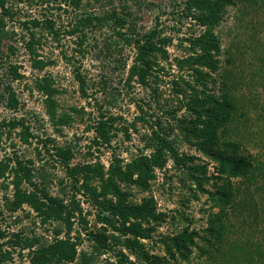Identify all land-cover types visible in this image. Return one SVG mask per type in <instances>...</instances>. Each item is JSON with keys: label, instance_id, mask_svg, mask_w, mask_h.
<instances>
[{"label": "rangeland", "instance_id": "obj_1", "mask_svg": "<svg viewBox=\"0 0 264 264\" xmlns=\"http://www.w3.org/2000/svg\"><path fill=\"white\" fill-rule=\"evenodd\" d=\"M57 1L60 6L66 7L64 0ZM183 1L81 0L79 7H66L68 13L50 11L56 17L59 16L57 23L65 25L76 14H99L116 9L118 13L129 15L127 24L137 32L143 33L158 27L162 36L170 39L165 45L167 60H158L162 69L154 71L148 79L149 85L143 86L135 76L127 82L133 64V50L121 42L111 43L108 26L103 27L101 32L89 35L93 49L82 59L81 67L86 79L87 95L84 97L79 93L78 83L67 66L66 57H59L56 49L51 55L55 62L49 67L41 72L30 68L20 41L19 35L22 33L19 34L18 24L29 17H39L41 6L36 5L38 2L29 6L27 0H5V6L11 8L15 15L12 21L8 20L2 16L0 8V18L4 24L0 27V157L7 154L13 162L18 159L32 162L33 178L38 186L44 185L50 195L69 200L64 196L66 187L72 193L73 189L69 187L71 181L67 178L66 169L59 164L58 157L49 155H54L55 148H70V166L94 163L106 173L114 159H118L122 167L134 158L149 157L156 147L153 132L160 131L166 134L165 138L175 149L180 162L175 163L170 154L164 151L165 164L162 168L153 169L149 187L145 191L129 187L132 203L139 204L143 198L151 197L155 212L163 214L165 218L155 226L148 239H141L144 251L163 257V264H256L244 261L242 254L241 257H233V260L228 259V256L233 246L244 247L243 253L250 251L248 255L254 254L258 246L260 251H264V0H235L237 5L227 9L214 31L220 42L217 57L219 69L217 73L211 74L203 87L216 96H226L234 108L222 130L223 135L219 130V136H222L220 142L237 143V154L252 164L249 174L251 179L231 181L237 190L234 202L241 203L244 192L249 193L256 204V218L236 205L224 227L225 241L216 243L219 246L218 253L215 251L217 245H208L195 238L196 247H192L188 259L172 261L166 259L160 242L184 229L195 231L198 236H206L204 229L207 227L208 214L216 212L215 208L210 207L207 195L200 193L189 177L194 167H198V171L205 167V175L211 176L214 162L185 142L177 127L179 119L188 117V110L185 105L187 99L177 100L171 87L172 80L179 74L174 67V60L186 53L188 43L183 39L200 32L196 25L181 15L180 3ZM12 29L15 34L11 33ZM3 32L6 37L2 36ZM107 44H110L109 48ZM9 46L15 51L10 52ZM10 65L16 67L21 78L12 80L8 73ZM37 76H47L53 81L57 89L54 116L56 120L66 116L67 123L50 120L44 95L35 90L30 91ZM183 77L189 81L193 79V88L201 90L202 86L194 82L195 78L190 77L189 73ZM10 93L14 94L17 102L14 109L8 108ZM105 113L118 117L110 134L112 136L108 141L94 140L96 132L93 126ZM11 122H22L34 138L29 137L27 142H23L21 135L24 129L19 124L11 128ZM130 124H134V127ZM124 127H128L126 132ZM42 142H45V147ZM212 184L213 180L209 179L204 187L213 190ZM76 185L82 186V180ZM10 199L8 196L0 197V242H5L4 247L11 249V254H7L8 258L3 263L26 264L29 257L30 264H33L34 254L26 256L28 251L20 252V246L25 243L33 251L38 250L51 244L58 234L64 237L66 228L60 223L44 221L26 204L13 208V200ZM75 199L79 202L85 221L77 216L68 232V237L76 244V256L72 261L57 264H144L123 246L114 230L106 231L112 234L107 240L108 247L98 249L86 236L89 231L102 232L101 224L95 220L96 208L82 193L76 194ZM113 238L118 241L115 242ZM198 247L209 252L200 254ZM122 255L126 259L120 263Z\"/></svg>", "mask_w": 264, "mask_h": 264}, {"label": "trees", "instance_id": "obj_2", "mask_svg": "<svg viewBox=\"0 0 264 264\" xmlns=\"http://www.w3.org/2000/svg\"><path fill=\"white\" fill-rule=\"evenodd\" d=\"M31 6L33 2L41 6L39 17H29L27 20L19 22V37L22 42L25 54L28 57L30 68L34 71L41 72L55 62L52 57V51L57 50L59 57H66L67 66L70 67L71 73L79 86V93L86 96L85 91L86 79L81 73L82 59L92 50L93 45L89 42V35L98 31L101 32L103 27L108 26L111 31L109 35L111 43H123L125 47L133 50V64L130 66L128 80L134 76L137 81L147 86L148 79L155 72H159L162 67L159 66L158 60H167L166 46L170 39L162 36V31L158 27L139 33L127 24L128 14L118 13L116 9H111L103 13H82L76 14L70 22L64 24L57 23V18L52 10L59 13H68L66 7H79L81 0H64L66 7L60 6L57 0H27ZM53 6H49L51 3ZM181 12L184 18H188L196 25L200 32L190 34L183 40L188 43L186 53L174 60V67L178 74L176 79L172 80L171 87L174 97L177 100H186L188 117L178 120L177 127L182 133L183 139L188 144L194 146L198 151L214 162L211 176L205 175V167L198 171V167L191 169L189 173L200 193L207 195L211 203V208L216 212L208 214L207 227L204 229L206 236H198L195 231H183L160 240L166 259L172 261L187 260L192 252V247H196L195 238L208 243V245H217L225 241L224 227L230 216L231 211L238 205L242 209L256 218L255 202L249 193L244 192L242 202H234L236 188L233 186L231 179H251L249 174L252 164L244 156L237 154L239 145L234 142H220L223 135L222 130L228 122L233 106L226 96H216L214 93L204 90L207 79L211 78L212 73H217L219 69V60L217 59L220 52V42L215 34V27L224 18L229 7L237 5L235 0H184L180 3ZM42 5L46 7L42 8ZM2 16L8 20H13L15 13L11 8L5 6V0H0ZM0 18V27L4 25ZM11 33L15 34L14 30ZM6 37V33H2ZM48 45H51L48 47ZM71 45V46H70ZM95 45V44H94ZM110 44H107L109 48ZM46 46V50L44 49ZM9 51L15 49L9 46ZM46 51V52H45ZM8 73L12 80L21 78L17 73L16 67L10 65ZM181 73V74H180ZM189 73L194 77V82L202 86L201 90H196L191 85V81L183 77ZM191 73V74H190ZM184 74V75H183ZM180 81V82H179ZM183 84V86H181ZM187 88L189 92L187 93ZM37 91L44 95L46 112L50 120L56 123H67L66 116L55 119L56 102L54 95L57 91L53 81L47 76H41L34 79L30 91ZM8 108L16 107V100L13 93L8 95ZM106 115V116H105ZM101 115L93 126L95 130L94 140H110L113 125L118 117L111 115ZM21 125L24 129L22 141L27 142L29 137L34 138L28 132V127L22 122H11L10 127ZM121 125H124L123 123ZM132 128L134 124H130ZM159 127V125H158ZM128 128V127H127ZM124 127V131H127ZM160 130V128H158ZM219 130L221 135L219 136ZM156 139L154 152L149 156H140L132 159L124 166H120V161L114 159L106 173H103L100 166L96 164H82L70 166L71 151L70 148H55L54 155L58 157L59 164L66 169V175L70 180L73 193L66 187L64 196L69 198L50 195L46 187H41L33 178L32 162H23L21 160H11L7 154L0 158V188L3 196L9 191V185L12 186L11 203L13 208L17 205L26 204L30 206L44 221L60 223L66 228L64 237L55 236L53 242L45 247L30 252L34 254L33 264H57L60 262H69L76 256V244L68 237L73 220L78 216L83 220L81 208L75 195L82 193L85 199L90 200L96 208L95 220L101 224L100 231H89L87 237L93 241L98 249L108 247L107 240L112 234H107L108 229L118 233L122 240L123 246L144 264H163V257L148 254L144 251V245L141 239H148L155 226L164 221L163 214L155 212V204L151 197L143 198L139 204L132 203L130 198L132 194L130 188L134 187L140 191H145L149 187V181L153 179V169L162 168L165 164V153L168 152L175 163L180 162L175 149L167 140L166 134L160 131L153 132ZM2 131L0 129V138ZM93 142H96L94 141ZM221 145V146H220ZM45 147V142H42ZM48 153V149L45 148ZM27 166H25V164ZM22 174H20V172ZM192 172L194 174H192ZM197 173L198 176H197ZM203 176H202V175ZM82 180V186L77 187V182ZM213 180V190L204 187L208 180ZM11 181V182H10ZM95 182L94 185L91 182ZM67 185V183H65ZM23 185V187H20ZM130 187V188H129ZM86 192H84L83 190ZM59 235V234H58ZM0 239L2 234L0 233ZM115 242L116 238H113ZM212 240V242H211ZM2 243H0V252ZM22 248H30L25 244ZM219 252V246L216 247ZM200 254H207L209 251L198 247ZM244 247L233 246L230 249L228 259L241 257L244 261L264 264V251H260L259 246L248 255L243 253ZM235 252V254H233ZM6 252L0 254V264L7 257ZM221 254V253H220ZM233 254V255H232ZM222 255V254H221ZM122 263L126 257L122 255ZM251 259H250V258ZM236 260V259H235Z\"/></svg>", "mask_w": 264, "mask_h": 264}, {"label": "built area", "instance_id": "obj_3", "mask_svg": "<svg viewBox=\"0 0 264 264\" xmlns=\"http://www.w3.org/2000/svg\"><path fill=\"white\" fill-rule=\"evenodd\" d=\"M0 158H1V157H0ZM8 189H9V192H8V194H6V196H8V197L11 198V195H10V194L12 193V190H10V189H13V188H12L11 185H9V188H8ZM0 195L3 196V192L1 191V188H0ZM1 196H0V197H1ZM6 196H5V197H6ZM3 198H4V197H3ZM10 200H12V199H10ZM2 204H3V203H2ZM58 236H59V235H58ZM59 238H61V237L59 236ZM0 243L3 244L2 247H1V252H0V254H4V252H6V253H8V254L10 255V254H11V249L8 248V247H4V246L6 245V244H4L5 242H0ZM19 251H20V252H22V251H28L27 254H26V256H30V252L33 251V250H32V248H27V247L22 248V247L20 246ZM76 251H77V248H76ZM28 254H29V255H28ZM9 255H8V256H9ZM7 258H8V257H7ZM7 258H6V259H7ZM24 259H25V257H24ZM26 264H30V262H29V257H28V260H27V263H26Z\"/></svg>", "mask_w": 264, "mask_h": 264}]
</instances>
